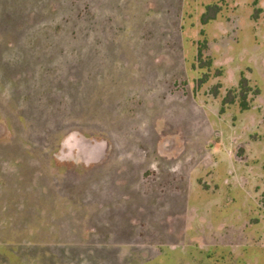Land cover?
<instances>
[{
    "label": "rangeland",
    "instance_id": "rangeland-1",
    "mask_svg": "<svg viewBox=\"0 0 264 264\" xmlns=\"http://www.w3.org/2000/svg\"><path fill=\"white\" fill-rule=\"evenodd\" d=\"M0 15L39 33L0 39V264H264V0ZM242 77L249 110L221 114Z\"/></svg>",
    "mask_w": 264,
    "mask_h": 264
},
{
    "label": "trees",
    "instance_id": "trees-1",
    "mask_svg": "<svg viewBox=\"0 0 264 264\" xmlns=\"http://www.w3.org/2000/svg\"><path fill=\"white\" fill-rule=\"evenodd\" d=\"M221 10H222L221 7L216 4L207 6L205 12L201 16V24L204 26V25L209 24L212 21H215L217 19L218 14L221 12ZM198 58L199 59L202 58L201 50H199ZM210 65H211V62H208V64H206L207 68H209L208 66ZM204 66L205 64L201 63L199 64L198 68L202 69L204 68ZM10 69L11 68L7 70H10ZM218 75H221V74L218 73ZM206 82H208V75L204 74L203 77L199 79L197 82L198 88L202 87ZM218 88H219V85L215 86L212 89L214 95H217ZM251 91L252 90H251V87L249 86V81L246 78L242 77L239 82V89L230 90L225 96V98L223 99L221 114L225 112V108L227 106L234 105L236 103V100H240L242 111H248L250 108L248 104V96ZM255 93L258 94L259 92L257 91Z\"/></svg>",
    "mask_w": 264,
    "mask_h": 264
},
{
    "label": "crops",
    "instance_id": "crops-1",
    "mask_svg": "<svg viewBox=\"0 0 264 264\" xmlns=\"http://www.w3.org/2000/svg\"><path fill=\"white\" fill-rule=\"evenodd\" d=\"M2 16V15H0ZM6 19L4 17H0V39H16V38H39V33L37 34H23L20 31H15V28H22L24 27L23 24H21L19 21H5ZM25 23V28H26V22ZM246 169V168H245ZM251 171L250 169L244 170V173H248ZM0 182L1 179H0ZM6 190H3L0 185V216H5L6 217V208H7V202H6ZM23 210L19 208V212L22 214ZM7 219H0V224H6ZM3 221V223H1ZM6 222V223H5ZM7 229V228H6ZM5 230V227H4ZM19 231V230H17Z\"/></svg>",
    "mask_w": 264,
    "mask_h": 264
}]
</instances>
